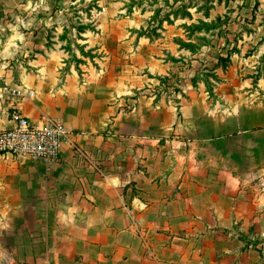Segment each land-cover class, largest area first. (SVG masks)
Here are the masks:
<instances>
[{
	"label": "crops",
	"instance_id": "1",
	"mask_svg": "<svg viewBox=\"0 0 264 264\" xmlns=\"http://www.w3.org/2000/svg\"><path fill=\"white\" fill-rule=\"evenodd\" d=\"M82 1L0 0V85L7 89L0 95V130L12 126L9 114L18 109L33 124L42 114L59 119L71 133L52 162L0 153V260L264 264L263 253L248 248L238 229L256 215L242 195L249 176L242 167L264 160V128L233 127L232 115L209 97L197 76V52L181 46L196 44L183 28L193 22L192 9V19L163 22L158 36L137 37L151 16L145 0H134L140 7L92 0L94 31L86 41L79 32L76 43L104 46L120 36L118 45L134 52L116 66L146 73L112 72V55L94 61L110 69L92 70L82 81L54 52L62 49L66 17L78 18L75 5ZM234 1L264 11V0ZM258 11L249 36L237 13L228 28L239 47L254 45V57L264 49ZM195 15V22L208 20ZM244 34L252 41L244 43ZM29 52L32 57L17 61L18 53ZM215 72L221 84L234 82L220 67Z\"/></svg>",
	"mask_w": 264,
	"mask_h": 264
},
{
	"label": "rangeland",
	"instance_id": "2",
	"mask_svg": "<svg viewBox=\"0 0 264 264\" xmlns=\"http://www.w3.org/2000/svg\"><path fill=\"white\" fill-rule=\"evenodd\" d=\"M142 3L141 1L131 0L130 6L140 7ZM240 3L234 0H145L144 8L151 12V16L140 30L135 31V34L137 37L142 35L156 37L158 36L157 30L161 28L163 22L172 24L173 20L181 23L182 20L186 21V18L192 19L190 13L187 11V9L191 8L194 14L193 22L189 26L184 24L183 28H187L186 31L188 33L186 35L193 36L196 44H180L182 47L188 46L186 48L191 53L197 52L198 64H195L198 65L199 69L197 76H201L205 80V85L209 83L211 87V93L207 91L209 97L213 98L215 103L218 104V109L225 111V115H232L233 121H229V123L233 127L264 128V49H262L259 56L254 57V54L256 55V50L253 48L254 45L250 43L245 47H239L237 37L232 36L228 30L232 24L231 20L237 18L236 13L241 17V20L243 19V27L248 36L249 29L255 23V17H252V14H254V10L258 11L257 6H246ZM244 5L249 10H243ZM76 6H78V11L80 10L81 13L78 18L66 17L65 33L60 34V38L63 36L62 49L54 51L58 52L59 56L65 60L66 72H68L69 68L74 67L80 80L86 79V75L92 72V70L98 74H102L106 69H110V67L104 64L99 65L98 62L95 63L94 61L100 60L104 63V58L115 55L112 59L115 65L112 67V72H125L128 78L146 73L142 69L133 68L131 64L128 69L127 67L121 68V66H116L117 62L124 63L125 61H129L132 57L131 54L134 52L132 45H128L125 48H121L118 45L120 44V36L114 35L111 41H107V44H104V46L96 44L93 47L88 42L84 44L82 41L77 44V40L83 39L79 35V32L88 35L86 39H83V41H86L89 35L92 34V30L94 31L92 22H95L98 18H94V21H92V18L88 17L92 6H94L92 0L82 1L81 3H77ZM93 8H95L93 10H98L96 6ZM196 13L199 16H206L207 22L201 19L195 22L194 19L198 16L195 15ZM258 13L260 14L259 11ZM260 16L262 18L261 20L259 19V23L262 25L264 23V11ZM72 27H74L75 32H72ZM195 32H204V34L201 36L195 35ZM240 38L244 43L252 41L245 34L243 37L240 36ZM202 46H205V48L200 50ZM32 56V52L23 55L18 53L17 61L21 62L23 59ZM220 58L227 59L226 62L220 63L225 64V66L219 64L220 71L222 69L227 76L229 74L233 75V83L229 81L220 83L221 81L215 72L217 67L215 65ZM109 60L111 61V57ZM183 63L188 68L191 66L189 60ZM248 78H251V80H246ZM145 87L149 88L147 85ZM215 87L219 89L216 93L220 91L221 94L215 95ZM218 95L221 96L218 98ZM243 165L242 170L249 171V176L247 175L244 181H242V188L244 189L242 195L255 205L256 215L250 223L238 228L239 234L245 240L248 248L259 250L263 253L262 257L264 258V160L246 162ZM22 260L24 261V259ZM15 262L16 264H23L18 259L12 261V259L1 258L0 260V264H15Z\"/></svg>",
	"mask_w": 264,
	"mask_h": 264
},
{
	"label": "built area",
	"instance_id": "3",
	"mask_svg": "<svg viewBox=\"0 0 264 264\" xmlns=\"http://www.w3.org/2000/svg\"><path fill=\"white\" fill-rule=\"evenodd\" d=\"M6 91V87L0 85V95ZM11 92L21 95L19 89ZM9 118L12 126L0 130V153L52 162L64 145L70 142V131L59 119L47 114H42L36 124L31 123L18 109H12Z\"/></svg>",
	"mask_w": 264,
	"mask_h": 264
},
{
	"label": "trees",
	"instance_id": "4",
	"mask_svg": "<svg viewBox=\"0 0 264 264\" xmlns=\"http://www.w3.org/2000/svg\"><path fill=\"white\" fill-rule=\"evenodd\" d=\"M223 61L226 62L227 59L220 58L219 61H218V63H217L215 66H217V67H219L220 65L225 66V64H220V63L223 62ZM219 64H220V65H219ZM206 87H207V89H208V92L211 93V89H210L211 87H210L209 83H207Z\"/></svg>",
	"mask_w": 264,
	"mask_h": 264
}]
</instances>
